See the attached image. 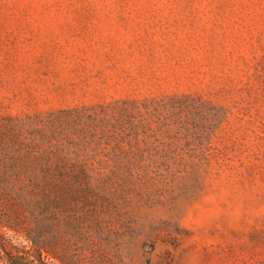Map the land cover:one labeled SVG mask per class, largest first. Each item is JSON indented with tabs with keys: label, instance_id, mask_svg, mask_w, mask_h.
Instances as JSON below:
<instances>
[{
	"label": "rangeland",
	"instance_id": "obj_1",
	"mask_svg": "<svg viewBox=\"0 0 264 264\" xmlns=\"http://www.w3.org/2000/svg\"><path fill=\"white\" fill-rule=\"evenodd\" d=\"M0 217L44 264H264V0H0Z\"/></svg>",
	"mask_w": 264,
	"mask_h": 264
},
{
	"label": "trees",
	"instance_id": "obj_2",
	"mask_svg": "<svg viewBox=\"0 0 264 264\" xmlns=\"http://www.w3.org/2000/svg\"><path fill=\"white\" fill-rule=\"evenodd\" d=\"M11 226L0 217V264H44L41 255L31 250L21 251L17 238L10 232Z\"/></svg>",
	"mask_w": 264,
	"mask_h": 264
}]
</instances>
